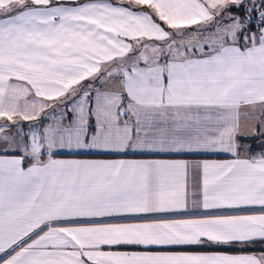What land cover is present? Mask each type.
<instances>
[{
    "label": "snow or ice",
    "instance_id": "1",
    "mask_svg": "<svg viewBox=\"0 0 264 264\" xmlns=\"http://www.w3.org/2000/svg\"><path fill=\"white\" fill-rule=\"evenodd\" d=\"M0 264H264V0H0Z\"/></svg>",
    "mask_w": 264,
    "mask_h": 264
},
{
    "label": "crops",
    "instance_id": "2",
    "mask_svg": "<svg viewBox=\"0 0 264 264\" xmlns=\"http://www.w3.org/2000/svg\"><path fill=\"white\" fill-rule=\"evenodd\" d=\"M252 143V142H250ZM254 152H258L260 151L259 148H254L253 149ZM184 159H189V160H204V159H208V160H224V159H231L230 156H226V155H191V156H187V157H181Z\"/></svg>",
    "mask_w": 264,
    "mask_h": 264
},
{
    "label": "trees",
    "instance_id": "3",
    "mask_svg": "<svg viewBox=\"0 0 264 264\" xmlns=\"http://www.w3.org/2000/svg\"><path fill=\"white\" fill-rule=\"evenodd\" d=\"M250 142H252V141H246V143H250Z\"/></svg>",
    "mask_w": 264,
    "mask_h": 264
}]
</instances>
